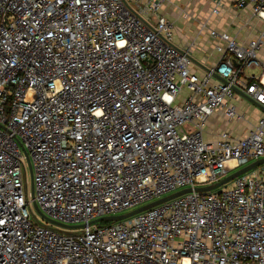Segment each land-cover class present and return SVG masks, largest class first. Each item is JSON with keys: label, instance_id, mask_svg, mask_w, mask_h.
I'll return each instance as SVG.
<instances>
[{"label": "built area", "instance_id": "built-area-1", "mask_svg": "<svg viewBox=\"0 0 264 264\" xmlns=\"http://www.w3.org/2000/svg\"><path fill=\"white\" fill-rule=\"evenodd\" d=\"M167 1L0 0V264H264V164L90 224L264 158V114L243 137H204L217 112L245 121L234 88L264 108V74L248 73L264 31L211 30L220 59L203 71ZM234 7L264 19V0Z\"/></svg>", "mask_w": 264, "mask_h": 264}, {"label": "rangeland", "instance_id": "rangeland-1", "mask_svg": "<svg viewBox=\"0 0 264 264\" xmlns=\"http://www.w3.org/2000/svg\"><path fill=\"white\" fill-rule=\"evenodd\" d=\"M171 3L166 2L164 9L170 16H172V23L174 24V32L177 34L179 29L181 44L188 46L191 49L194 44L193 37L199 35L209 34L211 30L225 31L232 36L243 33L246 35V39L251 34H257L264 31V19L259 18L251 12L250 16H247L245 9H236L234 2L229 1L225 3L223 0H170ZM219 6H218V2ZM221 1L224 3L221 4ZM216 7L220 8L218 14L214 13ZM248 11L251 10L249 7ZM249 32V34H248ZM212 53V51L210 52ZM195 55V54H194ZM259 57L262 61L260 69H250L248 73L250 75L260 76L264 74V45L259 51ZM237 111L242 114L246 113L245 121L243 122H231L228 123L230 128L241 129L244 126L247 127L254 123L256 115L259 111L257 107L250 106L251 104L245 102L243 104L234 103ZM258 109V110H256ZM225 121H219V127H226ZM213 129L214 128L213 126ZM209 130L205 129L204 137L209 138ZM28 180L30 186V173L28 171ZM83 233L82 229L72 231V234L77 235Z\"/></svg>", "mask_w": 264, "mask_h": 264}, {"label": "crops", "instance_id": "crops-1", "mask_svg": "<svg viewBox=\"0 0 264 264\" xmlns=\"http://www.w3.org/2000/svg\"><path fill=\"white\" fill-rule=\"evenodd\" d=\"M223 1L225 3H228L229 1L230 2L233 1L234 5H235V3L238 0H223ZM167 2L171 3L172 1L169 0ZM222 3L223 2L221 1V4ZM164 8L165 7L163 6L161 14L164 15L165 17H167L170 21H172V16H170L168 14V11L166 12ZM248 8L249 7L245 8V11L247 13V16H250L251 15V10L248 11L247 10ZM178 30L179 29H177V34L175 33V36H174V41H175L176 45H178L179 47H182V48L183 47H185V48L187 47L188 48V46H184V45H182L180 43L181 42L180 33H179ZM218 32H225V31H218ZM231 34H229V35H231ZM248 34H249V32H248ZM257 35H258V33L257 34H251V36H248L249 38L246 39V35H243V33H239L238 35H235L233 37H235L240 43L247 44L251 39L255 38ZM193 39H195V41H193L194 44H192L191 49L189 48L191 56L194 59H196L198 62H200L203 66L208 68V69H211L212 67H214L218 63V61L220 59V55L215 51V45H216L217 39L211 37L209 34L199 35L197 37L194 36ZM211 51H212V53H210ZM200 69L203 70V71L205 70L203 67H201ZM198 72H200V71H198ZM245 102L251 104L250 106H254V108L257 107L254 103L250 102L246 97H244L243 95L239 94L238 92H237L236 99L232 101L233 104L234 103L243 104ZM257 108L259 109V111H258V113L256 115L254 123L251 124V125H248L247 127L244 126L241 129H234L232 127L230 128L228 123H231V122L226 119L224 114L222 112L215 113L209 119V121L207 123V128L206 129H210L208 134L211 135V136H209V138L212 137L213 135L215 136L217 134V132H219L221 130H228L229 132H231L232 136H234V137H243L245 134L248 133V131L257 123V121L264 114V110L263 109H261L259 107H257ZM258 109H256V110H258ZM220 120L221 121H225V123H227L226 127H219L218 126ZM213 126L216 129H213Z\"/></svg>", "mask_w": 264, "mask_h": 264}, {"label": "water", "instance_id": "water-1", "mask_svg": "<svg viewBox=\"0 0 264 264\" xmlns=\"http://www.w3.org/2000/svg\"><path fill=\"white\" fill-rule=\"evenodd\" d=\"M191 60L198 64L199 66L203 67L206 71L208 72H211V69H208L206 68L205 66H203L200 62H198L196 59H194L192 56L190 57ZM217 79H219L221 82L223 83H227V81L225 79H222L221 77H219L218 74L214 73L213 74ZM236 92H238L239 94L243 95L244 97H246L250 102L254 103L257 107L261 108L264 110V108L259 105L258 103H256L253 99H251L250 96H248L247 94H245L243 91L237 89V88H234ZM27 161H28V170H29V173H30V189H31V193H32V197L34 198V186H33V182H32V177H33V170H32V164H31V161L29 159V157L27 156ZM264 164V158L263 159H259L257 161H254L248 165H246L245 167L237 170V171H234L232 173H230L229 175H227L226 177H224L223 179H221L220 181L214 183V184H211V185H208V186H203V187H189V188H185V189H182L180 191H177V192H174L172 194H169L163 198H160L158 200H155L151 203H148L146 205H143L141 207H138L132 211H129V212H126V213H123V214H119V215H112V216H104V217H101V218H98V219H95L93 221H91L90 224H95V223H115V222H119V221H122L126 218H129L133 215H136L138 213H141V212H144L152 207H155L157 205H160L164 202H167V201H170L174 198H177L179 196H182L184 194H187V193H190L192 191H196V192H208V191H212V190H215V189H218L220 187H222L223 185H226L228 183H230L231 181H233L235 178L247 173V172H250L252 171L253 169L257 168L258 166L260 165H263ZM23 178H24V187H25V191H26V194H27V180H26V173H25V170H23ZM34 208L39 212V213H42L40 208L38 207L37 203L34 201ZM33 218L34 215L32 216ZM55 224L57 225H60V226H65V227H69L65 224H61L59 222H55L53 221ZM81 226H84V225H81ZM79 227V226H78ZM55 230H58V229H55Z\"/></svg>", "mask_w": 264, "mask_h": 264}, {"label": "trees", "instance_id": "trees-1", "mask_svg": "<svg viewBox=\"0 0 264 264\" xmlns=\"http://www.w3.org/2000/svg\"><path fill=\"white\" fill-rule=\"evenodd\" d=\"M104 224H109V223H106V222H105Z\"/></svg>", "mask_w": 264, "mask_h": 264}]
</instances>
